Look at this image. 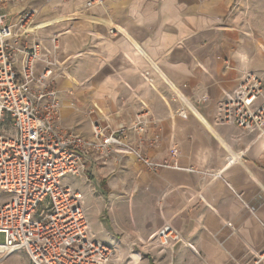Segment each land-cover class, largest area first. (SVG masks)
I'll use <instances>...</instances> for the list:
<instances>
[{"label":"crops","instance_id":"crops-1","mask_svg":"<svg viewBox=\"0 0 264 264\" xmlns=\"http://www.w3.org/2000/svg\"><path fill=\"white\" fill-rule=\"evenodd\" d=\"M88 1L29 0L12 10L40 11L47 50L59 39L62 128L91 138L93 124L118 130L144 115L142 150L167 165L91 156L90 183L67 180L85 195L93 234L118 258L140 245V264H264V134L218 119L244 75L264 83V0ZM164 225L183 243L150 241Z\"/></svg>","mask_w":264,"mask_h":264},{"label":"built area","instance_id":"built-area-1","mask_svg":"<svg viewBox=\"0 0 264 264\" xmlns=\"http://www.w3.org/2000/svg\"><path fill=\"white\" fill-rule=\"evenodd\" d=\"M28 1L0 0V194L5 195L0 203V255L25 253L32 264H111L116 247L93 234L85 195L67 179L86 178L90 183L91 156L131 155L149 170L167 165L152 161L142 150L151 123L144 115L118 130L93 124L91 138L62 128L55 83L65 75L66 61L58 57L57 36L50 39L51 48H45L38 9L12 10ZM100 2L90 0L86 8ZM178 114L187 116L183 110ZM218 119L249 134H264V83L259 74L248 72L225 93ZM132 133L140 138L136 143ZM171 154L177 156V148ZM150 241L166 249L183 243V237L164 225Z\"/></svg>","mask_w":264,"mask_h":264},{"label":"rangeland","instance_id":"rangeland-1","mask_svg":"<svg viewBox=\"0 0 264 264\" xmlns=\"http://www.w3.org/2000/svg\"><path fill=\"white\" fill-rule=\"evenodd\" d=\"M5 198L4 194H0V203L3 201L2 199ZM3 239V237L1 236V240ZM155 244H157L156 242H154ZM140 245H136L134 247V250H130L127 253V256H124L122 258H118L117 256V252L116 255L113 259V261L111 262V264H128V262H130V258H132L134 260V256L137 255L138 256V252L137 249L139 250ZM136 251V252H135ZM132 254V255H131ZM139 257V256H138ZM141 263V258L139 257V261H134V264H140ZM0 264H32L30 262V260L28 259V257L26 256L25 253H15L12 254L10 256H2L0 255Z\"/></svg>","mask_w":264,"mask_h":264}]
</instances>
